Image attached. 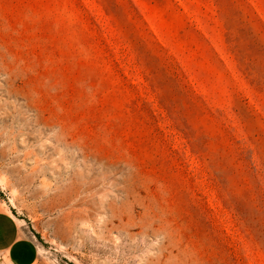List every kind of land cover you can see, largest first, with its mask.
<instances>
[{
  "label": "rangeland",
  "instance_id": "obj_1",
  "mask_svg": "<svg viewBox=\"0 0 264 264\" xmlns=\"http://www.w3.org/2000/svg\"><path fill=\"white\" fill-rule=\"evenodd\" d=\"M0 210L40 264H264V0H0Z\"/></svg>",
  "mask_w": 264,
  "mask_h": 264
},
{
  "label": "crops",
  "instance_id": "obj_2",
  "mask_svg": "<svg viewBox=\"0 0 264 264\" xmlns=\"http://www.w3.org/2000/svg\"><path fill=\"white\" fill-rule=\"evenodd\" d=\"M0 258L7 264H40L39 248L13 214L0 210Z\"/></svg>",
  "mask_w": 264,
  "mask_h": 264
}]
</instances>
